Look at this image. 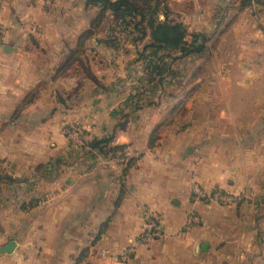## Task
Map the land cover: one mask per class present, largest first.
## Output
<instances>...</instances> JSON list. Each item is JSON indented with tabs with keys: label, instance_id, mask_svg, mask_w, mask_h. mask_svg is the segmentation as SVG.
Returning a JSON list of instances; mask_svg holds the SVG:
<instances>
[{
	"label": "crops",
	"instance_id": "crops-1",
	"mask_svg": "<svg viewBox=\"0 0 264 264\" xmlns=\"http://www.w3.org/2000/svg\"><path fill=\"white\" fill-rule=\"evenodd\" d=\"M43 1L0 5L10 28L0 43V249L16 243L0 264H264L261 8L167 1L174 20L205 38V54L224 46L207 58L223 64L214 73L229 86L199 91L177 120L164 91H113L118 73L96 75L111 49L81 21L79 0ZM69 121L131 151L130 164L70 148ZM193 185L237 201L193 202ZM191 212L199 224L186 232ZM148 214L162 238L144 243Z\"/></svg>",
	"mask_w": 264,
	"mask_h": 264
},
{
	"label": "trees",
	"instance_id": "trees-1",
	"mask_svg": "<svg viewBox=\"0 0 264 264\" xmlns=\"http://www.w3.org/2000/svg\"><path fill=\"white\" fill-rule=\"evenodd\" d=\"M87 8H96L99 19L109 15L112 20L105 44L112 48L113 40L129 38L133 44L146 39L150 41L138 52V60L144 65L141 70L139 86L134 91H143L138 95L153 93L175 76L173 64L188 58L202 57L205 53V38L197 33H189L185 26L169 19L167 0H84ZM160 16L163 20H160ZM114 25V26H113ZM115 42V41H114ZM145 83V84H144ZM146 85V86H145ZM72 148L71 146H69ZM86 155L99 153L113 159L114 153L123 152L122 147H110L109 139L93 141L81 147Z\"/></svg>",
	"mask_w": 264,
	"mask_h": 264
},
{
	"label": "rangeland",
	"instance_id": "rangeland-1",
	"mask_svg": "<svg viewBox=\"0 0 264 264\" xmlns=\"http://www.w3.org/2000/svg\"><path fill=\"white\" fill-rule=\"evenodd\" d=\"M9 1L11 3L13 0H0V5L8 4ZM167 1L169 3V0ZM261 2H262L261 0H239L238 3H239V7L250 6L252 7V9H255L256 11L261 8V14H262L264 12V8ZM78 3L81 8V13H80L81 21L86 24L87 22L93 23L95 25L94 32L97 34V37L101 40L106 39L109 35V27H111V22H112V20L109 18V15L108 16L105 15L103 16L102 19H99L98 10L96 12H94L93 10L87 11L86 6L83 9V3L85 5L84 0H79ZM257 13H259V11H257ZM172 16L173 15H170L169 19L174 20ZM160 20H163L162 16H160ZM21 24L23 25V23ZM23 26L25 27V25ZM29 30L34 35L38 37L41 36V34L38 31H36L35 28L28 29V31ZM197 34L202 35L201 33H197ZM149 39H150V33L147 34L146 39L140 41L138 44H133L132 42H130L129 38L126 37H123L119 40H113L112 41V43H114L112 44L113 47L110 48L111 50L109 51L110 53L109 55L111 56L107 58V62H108L107 63L108 66L106 67L107 69H105V67L101 65L102 64V62H100L101 60L100 61L97 60L96 75L100 76L103 73H105L106 76L107 75L110 76L114 73L116 74L118 73L120 75L119 76L120 80H122L120 82L123 83L117 82V80L111 83L112 78L107 77V83H111L110 85H112L111 88L110 87L109 88L112 89L113 91H134V87L139 86L138 80L143 77L141 75V70L144 67L142 61L138 60L139 58L137 54L138 52H141L142 50L141 48L146 43H148V41H150ZM222 49H224L223 45L222 46L217 45V47L215 45H211V51L209 54L208 53L207 54L209 56H213V55L215 56V54L220 53ZM207 54L204 53L202 57L194 56L193 58H188L174 63L173 69L175 75L173 76L175 77L168 78L167 81L169 82L163 83L162 87H160V89L157 90V91H164L172 101L171 103L179 107V111L178 108L176 107L177 113L175 119L177 120H182V118L184 117V111L181 109V107H183L184 102L189 103L191 100L194 101L196 98H198L199 91H223L224 89L229 87V86L226 87V83L222 80L220 72L218 74L217 72L214 73L218 69L222 72L223 64L221 63L216 64L215 62L213 63L211 60H208L209 58H207ZM119 61L120 64L117 65V62ZM86 64L83 65L84 68L83 67L81 68L85 74L87 70ZM188 99H190V101L187 102ZM164 100L167 101L168 98L167 100L166 99ZM71 126H73V128H75L76 130L79 131L81 130L86 134H88V132L86 129L84 130V128L79 126L74 121L66 122L65 126L63 127L62 133L67 144L71 146L73 149L80 151L81 147H73L67 139L66 133Z\"/></svg>",
	"mask_w": 264,
	"mask_h": 264
},
{
	"label": "built area",
	"instance_id": "built-area-1",
	"mask_svg": "<svg viewBox=\"0 0 264 264\" xmlns=\"http://www.w3.org/2000/svg\"><path fill=\"white\" fill-rule=\"evenodd\" d=\"M10 29L0 24V43L3 38V35ZM67 139L73 147H84L88 143L93 141V136L88 132V134L82 132L81 130H76L73 126L67 131ZM133 155L129 150L123 152L114 153V160L120 165H128L131 162ZM191 197L193 202L200 201H211L220 206H231L234 205L237 201V198L234 195L222 193L220 191L215 192H206L198 185H193L191 189ZM147 223L145 224L144 232L141 235V241L144 243H150L153 241L160 240L162 234L159 231V217L155 214L147 215ZM199 224V218L194 212H191L187 215L185 230L189 232L194 226ZM131 251H125L122 254V261L127 262L130 258Z\"/></svg>",
	"mask_w": 264,
	"mask_h": 264
},
{
	"label": "water",
	"instance_id": "water-1",
	"mask_svg": "<svg viewBox=\"0 0 264 264\" xmlns=\"http://www.w3.org/2000/svg\"><path fill=\"white\" fill-rule=\"evenodd\" d=\"M6 52H10L9 48L4 49ZM16 247V243L14 241L8 242L0 249V255H10Z\"/></svg>",
	"mask_w": 264,
	"mask_h": 264
}]
</instances>
